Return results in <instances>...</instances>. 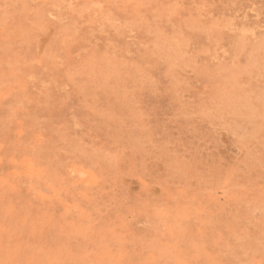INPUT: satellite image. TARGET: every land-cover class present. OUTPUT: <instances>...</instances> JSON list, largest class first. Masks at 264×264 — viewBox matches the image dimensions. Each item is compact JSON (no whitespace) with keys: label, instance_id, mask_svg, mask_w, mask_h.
Returning <instances> with one entry per match:
<instances>
[{"label":"rangeland","instance_id":"1","mask_svg":"<svg viewBox=\"0 0 264 264\" xmlns=\"http://www.w3.org/2000/svg\"><path fill=\"white\" fill-rule=\"evenodd\" d=\"M0 264H264V0H0Z\"/></svg>","mask_w":264,"mask_h":264}]
</instances>
